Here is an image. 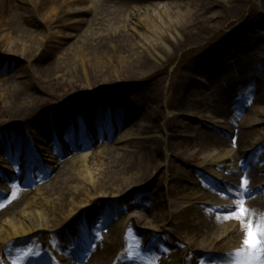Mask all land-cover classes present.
Segmentation results:
<instances>
[{
  "label": "rangeland",
  "instance_id": "1",
  "mask_svg": "<svg viewBox=\"0 0 264 264\" xmlns=\"http://www.w3.org/2000/svg\"><path fill=\"white\" fill-rule=\"evenodd\" d=\"M81 1L86 4L79 7ZM89 1L0 0V68H5L9 74L17 73L21 76L11 80L16 87L22 89V95L11 103L0 95V182H6L0 183V190L5 192V197L10 196L20 202L19 206L5 215L6 219H11L2 224V227L4 226L8 235L11 233V225L15 223L22 224L26 230L34 228L26 232L28 234L21 233L20 237L11 236L6 242L1 241L0 248L16 243L9 251L21 247L22 253L17 257L21 258L31 242L26 238H32L33 241L40 242V250L47 253V261L51 264H63L66 259L65 251L75 255L78 244H82L78 238L87 234L92 238L91 249L85 248L77 254L81 259L76 258L78 262L83 261L82 264L86 263V256L91 251H96L94 256L102 264H113L124 254L121 253L123 245L129 247V250H139V261L146 263L157 261L161 257L162 264H188L187 252L206 253L205 249L224 253L228 250V241L212 236L206 225L190 236L187 235L189 232L184 233L177 226L171 225L173 221L178 224L182 217L179 211L187 209L184 206L178 211H170V205L194 203L195 211H199L200 205L197 203L203 201L198 190L199 182H204L207 178L210 183L215 184L217 165L222 166L223 174L227 175V172H231L229 166H232V162L239 164V160L245 159L246 155L251 154L248 160L250 173L264 180V0H240L238 4H233L230 0H145L151 6L149 10L133 0H105L115 6L112 11L117 8L119 13V17L110 22L109 17H114L117 13L113 12L114 16L105 15L109 8H103L101 15L93 20L95 12ZM125 5H133L134 8ZM86 6L87 11L83 9ZM168 6L175 7L177 11L190 9L197 13L204 10L212 20L215 31L202 40H191L187 35L184 38L176 36L183 42V47H176L174 51L171 45L164 46L159 42L157 49L161 47L168 54L158 53L153 49L151 56L150 50L146 49L150 56H143L145 63L140 64L132 76L127 75L117 54L129 50L126 37L129 29L135 34V28H140L143 34L158 40L157 33L146 28L145 11L156 15ZM251 6H255V10L250 11ZM72 9H76V12L66 14ZM158 16L156 18L159 22ZM87 20L89 23H86ZM18 27L24 29L17 31ZM162 27L159 25L163 30ZM110 30L114 32L112 36ZM40 33H47L46 39H42ZM87 33L95 36L93 41L85 38ZM4 36L16 41L21 38L27 47L32 44H44V47L42 52L25 58L16 51H3L2 45L6 40ZM120 36L124 38L121 39ZM172 40L176 42L175 37ZM117 48L121 50L118 52ZM33 50L30 48L29 51ZM95 57L97 61H94ZM91 64L108 65L110 69L112 65H117L122 69L119 72L125 77L117 79L113 75L117 72H113L112 76L106 75L108 78L99 79L92 73L91 87L82 70L84 67L92 72ZM239 65L255 69L257 76L252 79V89L255 91L246 92L243 89L250 77H239L234 88H242L247 97L239 101L242 103L239 109L224 108L227 102L223 101L221 110L215 95L226 83L222 82L223 77L215 79V74L223 73L224 69H234L233 66L238 68ZM102 80L105 81L101 82ZM3 84L0 80V92ZM182 90L185 92L180 93ZM29 95L36 99L35 108L28 103ZM109 101L126 103L137 114L134 125L121 127L116 131L117 134L124 129L125 137L127 131L133 130L129 147L125 140L103 147L105 142L93 138L97 135L96 131L100 134L103 126L89 128L92 123L88 115L96 111L95 107L105 110L106 105L111 106ZM74 119L78 129L86 123L87 125L83 124L86 135L93 138L87 148L94 154L91 163L94 170L108 173L109 169L104 164L107 165L111 157L119 155L132 160V170L125 176V180L130 181L123 187L116 186L113 192L108 189L110 193L91 195L90 191H86L90 195L85 194L82 199L69 198L70 202L74 199L76 203H69L68 211L78 209L74 218L79 221L74 230L68 229L75 236V241L71 242L72 245H65L63 242H68L67 231L65 226H60L65 216L57 218L54 213L64 200L65 187L71 194V188H76L75 182L80 178L79 173L74 172L75 169L68 175L64 173L68 166L65 165L68 164L66 161L72 153L63 152V149L69 142V135L66 133L73 130ZM106 121L108 115L103 123ZM50 127L52 132L49 131ZM233 128L251 135L241 147L236 145L234 148ZM205 132L216 133L226 142L222 144L221 140H216L211 144L217 148L216 154H224L226 151H233V154L230 153L226 160L217 159L214 162L211 158H206L202 147ZM80 133L77 130V134ZM16 136L18 140L13 145L8 138ZM252 145H255L254 151ZM31 149L34 150L31 153L32 163L26 164L27 152L30 153ZM9 151L15 162L9 161V167L3 169V156ZM146 160H152L151 169L143 167L142 162ZM44 178L49 180L42 186L40 180ZM135 204L142 206V213H132L133 216L129 217L128 212ZM163 208L165 211L162 215H166L167 221L161 213L158 214ZM0 212L4 213L5 207H1ZM20 212L29 216L22 217ZM47 215L48 218L45 217ZM42 217L50 223L43 225ZM3 219L0 218V221ZM120 221L130 224L123 235L114 227ZM101 232H104L105 237H100V241L97 235ZM99 242L103 244L98 246ZM177 243L180 244L171 250L176 253L165 252L167 245ZM238 243L240 242L235 241L234 244ZM149 244L154 247L153 258L147 250ZM1 252L2 250L0 255ZM208 258H205V262ZM208 261L235 264L226 257ZM18 262L19 260H10L5 263Z\"/></svg>",
  "mask_w": 264,
  "mask_h": 264
},
{
  "label": "bare ground",
  "instance_id": "2",
  "mask_svg": "<svg viewBox=\"0 0 264 264\" xmlns=\"http://www.w3.org/2000/svg\"><path fill=\"white\" fill-rule=\"evenodd\" d=\"M126 2L129 0H125ZM134 2H137L139 4V6L144 7L146 10L151 9V6H148L147 3L145 2V0H133ZM155 2H157L156 0H154ZM231 2H234L233 4H238L240 2V0H230ZM86 3H81L79 5V7L81 5H84ZM89 4L91 6H93L94 12L95 14L93 15V20L97 19V16L101 15V13L104 11L103 8H109V10L105 13V15L108 16H114V13H117V8L112 11V4H108L107 1L105 0H90ZM89 5V6H90ZM126 7H130V8H134L133 5H125ZM88 6L83 7V9H85V11H87ZM102 8L101 10L99 8ZM232 10V8H230ZM262 9H264V6L262 4ZM111 10V11H110ZM255 10V6H251L250 11ZM204 10H202L201 12H197L195 13L192 12V10L187 9L186 11L184 10H179L177 11V9L175 7L172 6H168L162 13L160 14H149V12L145 11L146 15H145V25L146 28L148 30H152L155 34L157 33L158 35V40H153L148 34H143V31L140 28H135L136 32L135 34L133 33L132 29H129V35L127 33V40H128V48L129 50H125L119 54H117L119 60L122 62V66L123 69H125L126 74L131 75L134 70L136 68H138L140 66V64L145 63L143 61V56H150L148 55L146 52L147 50H150L149 53L151 54V56H153V54L151 53L153 51V49L158 52V53H163L165 55L168 54V52L159 47L157 49V45L160 42V45H166L169 44L171 45L173 51L175 50L176 47L182 48L183 47V42L181 41V39L176 38V36H179L181 38H184L185 35L188 36L189 39H194L197 38L199 40H202L204 38H208L209 35H211L215 29L214 26H212V20L209 19L207 17V12H203ZM205 11H207L205 9ZM55 10L53 11V13L55 14ZM76 12V9H72L70 12H66V14H72ZM59 13V12H58ZM164 14V15H163ZM157 15L158 18L160 19V21H157ZM117 17H119V13H117L114 17H109V22L113 21L114 19H116ZM158 19V20H159ZM83 22V21H80ZM86 23H89V20L86 21ZM163 26V30L159 28V25ZM23 28V27H20ZM19 27L16 28L17 31L21 30ZM24 29V28H23ZM22 29V30H23ZM111 31V30H110ZM44 32V31H43ZM112 32V31H111ZM167 33V35H166ZM114 34V32L111 33V36ZM133 34V35H132ZM40 35H42V39H46L47 37V33H40ZM171 35V36H170ZM121 39L124 38L123 36H120ZM176 39V42H174L172 39ZM3 38H6L5 36ZM85 38H91V40L93 41L95 38L94 35H89V33H87V35H85ZM113 38V37H112ZM172 38V39H171ZM117 40V38H115ZM90 39H88L89 41ZM136 41H138V43H135ZM5 44L2 45V49L3 51H11L14 52L16 51L17 54H21V56H25V58H29V56H35L37 52H42V48L44 47V44H32L30 47H27L26 42L24 43L21 38H19V40H14L13 38L9 37L6 38V40L4 39ZM40 43V41H39ZM149 45L150 47L148 48ZM30 48L33 50L29 51ZM121 49L117 48V51L119 52ZM158 50V51H157ZM15 53V54H16ZM22 56V57H23ZM81 56H83V54H81ZM80 57V55H79ZM143 58V59H142ZM113 59V58H112ZM70 60V59H69ZM98 60V59H97ZM96 57L94 58V61H97ZM72 61V60H71ZM101 62V61H99ZM233 63H235L234 59H233ZM91 68H92V72L89 71L88 68L84 69V67L82 68L83 72H84V76L87 78L88 81H92V78H90V76L93 73V76H96V78L98 77L99 79L104 78H108V76L106 75H110L112 76L113 72H117L113 75H115V77L117 79H121L122 77H125L123 73H120L119 71L122 70L120 67H117V65H115V67L112 65L111 69L108 67V65H103V64H95L94 66H92L91 64ZM90 68V69H91ZM3 70L0 71V80L2 82H4L3 84V90L0 92L1 96L6 97L7 100H9V102L11 103V101H15L19 96L22 95V89L20 90L19 87H16L13 84V80L11 79H19L21 78V76H19L17 73H14L12 75L9 74V72L5 69L2 68ZM113 70V71H112ZM234 70V69H233ZM236 71V72H235ZM234 71V77L235 78H239L238 75H242L243 73L239 72L237 69V66L235 68ZM19 72V71H18ZM78 72V71H77ZM220 72V71H219ZM251 75H253L252 73H250ZM126 75V76H127ZM244 75V74H243ZM132 76V75H131ZM217 77H223L224 79L226 77H228V74L224 71L223 73L220 74H215V79ZM88 82V84L92 87L93 86V82ZM105 80H102L101 82H104ZM232 85V84H231ZM233 86V85H232ZM231 86V89H232ZM251 86V85H248ZM224 87H222L221 89H219L220 91H224ZM249 89V88H248ZM250 91V89H249ZM181 92H185V91H180ZM241 90H231L229 93V96L227 97H223V99H225L226 101H236V99H239L243 96V93H241ZM24 95V94H23ZM217 95H221L220 92H216V96ZM29 104H31V106H33L34 108L37 106V102L36 99L33 98L32 96L29 95ZM124 98H122L123 100ZM223 99H218L219 105L224 101ZM111 103V107L109 108V112L108 115H116L117 119L122 118L123 112L126 109L127 114L125 115V119H128L130 121L132 120H136L135 119V115L132 111V108H130L129 106L126 107V103H121L120 101H109ZM127 102V101H126ZM96 109L98 107H95ZM220 108V107H219ZM27 109V107H26ZM30 109V108H29ZM100 111H96L95 113V117H94V122L96 123L98 117L100 116V113H98ZM94 113V112H93ZM93 113H90L89 115H93ZM136 122V121H135ZM46 124V122H45ZM101 126V124H100ZM133 130L127 131V135L124 137L125 133L121 134L120 137L117 139V141L121 140H125L127 147H129L130 142H129V138H132ZM108 135L110 136V134L108 133ZM81 136V135H80ZM21 138V137H20ZM85 138V136L83 137V139ZM97 138V137H96ZM100 138V137H99ZM251 138V135L249 134H245L244 132L240 131L236 134L235 136V143H238V146L241 147L242 145L245 144V142ZM74 139V138H73ZM105 139V138H104ZM217 139L221 140L220 138H218L216 135H213V133H206L204 138H203V144H204V155L206 156V158H211L212 161H215L217 159H222V158H226L228 155H230V152H225L224 154H216L217 152V148L216 147H212L211 144L212 142H215ZM18 140V136H16L15 138H8V141L10 143L14 144V141ZM76 140L72 143V147H76V151L73 152L72 156L70 157L69 160L66 161L65 165H68L65 170L64 173L66 175L70 174L74 169V172L77 171L80 176L79 179L76 180V188H71V194H69V190L68 188L65 187V189L63 191L66 192L64 200L60 203V205L58 206L59 210L56 212L59 215H57L56 213H54V216H65V219L63 222L60 223V226H65L64 229L65 231L68 229H73L74 230V226L78 224V221L75 220V214L78 213V209L73 208L72 210L68 211L69 208V203L71 205L74 204L75 200H79L82 199L83 195H87L88 193L86 191H90L91 195H98V194H106V193H110L108 191V189L114 190V188L116 186L121 185L123 187V185L126 182H129L130 180H125V176L128 175L131 170H132V160H129V158H125V156L123 155H119L118 157H111L110 160L108 161L107 165L106 163L104 164L105 167L107 166V169H109V172L104 174V173H99L100 171L94 170L91 167V163L94 159V156L89 152L90 148H87L85 150H82L84 147L83 144L80 145H75L76 144ZM222 141V140H221ZM198 144V142H197ZM222 144H226V142L222 141ZM249 144V143H248ZM109 145V142H105V146ZM195 145V144H193ZM253 146V145H252ZM251 146V147H252ZM132 147V146H131ZM254 148V146H253ZM32 153V151H31ZM31 157V156H29ZM6 162V161H5ZM151 163L152 160L150 162H148V160L142 162V165L145 169L149 168L151 169ZM7 165H4L2 168H8L9 167V163L6 162ZM246 161H242L241 162V167H246ZM76 169H80V170H76ZM183 174H185V171H182ZM99 174V175H97ZM214 176L216 178H220L222 180H226L228 181V184L232 185L234 187V189H236L237 187H239L241 185L240 182L235 181V179H230V177L226 176L224 177V175L216 170L214 173ZM244 177L247 178L248 183L247 186H249L251 189L250 192L252 193V198L250 200H246L247 205L255 210L257 213H262V211H264V196L261 193V190L255 186V182L257 181V176L254 174H251L250 172L245 173ZM137 182L138 179L136 180ZM2 184H4V182H0ZM42 186H45V183L42 184ZM181 188V186H180ZM200 189L199 193L201 196H203V201H205V203L208 206H212L213 204H217L218 203V198L220 196L219 190L222 188H219L217 185H212L211 188H208L206 184L204 185H200ZM62 191V192H63ZM203 193V194H202ZM229 193H231L230 195H235L233 192H231V190H229ZM88 194V195H90ZM67 195V196H66ZM257 195V197H256ZM72 197L74 198L71 202L69 200V198ZM237 197H239L240 199H243L244 197L237 195ZM3 200V201H1ZM86 202V201H84ZM83 202V203H84ZM20 202H18L17 200L13 199V198H8L6 200L2 199V195L0 194V206H5V214H1L0 213V218H5V215L10 212L12 210V208L14 209L16 206H19ZM76 203V202H75ZM82 203V204H83ZM227 203H229V206L226 208H230V204L235 203L236 201H232L229 200V202L227 201ZM172 204V201L171 203ZM187 204V202H181V203H175L170 205V211L171 210H175L178 211L180 208H183L185 205ZM223 205H221V207H223ZM73 207V206H72ZM138 207H141L140 205H138ZM220 207V206H219ZM220 207V208H221ZM219 209V208H217ZM136 209H133V211H135ZM192 209L189 210H181L179 211V215L182 216L180 217V221L178 224L175 223V221L171 222V225H175L177 226L178 229H181L184 231V233H187V235H192L194 233H197L198 229V224H195V220H197L198 218H195L192 215ZM220 210V209H219ZM165 211V208L161 209L159 213H161V216L164 218L165 221H167V218H165V214L162 212ZM208 214V215H207ZM20 215L22 217L27 218V213L25 212H20ZM201 224L203 225H207V226H218L217 229H214V233H212V236L217 237V239H220L222 236H226L227 235V239H229L228 244H227V248H229V252L226 254H229V257L234 256V253H236L239 249L242 248V239H243V233L240 231V226L239 224L235 221V220H226L225 217H218L215 215L212 216L211 213H207L204 212L201 214ZM207 215V216H206ZM45 217H49V215L45 216ZM131 217V215L129 216ZM176 216H173V218H175ZM41 218V217H40ZM218 218V219H217ZM11 219V217H8L7 219H3L0 221V242H6V240L9 239V237L11 236H22L21 233H26L28 231H31L32 229L34 230L33 227L29 228L28 230H26L27 228H23L22 224H14L11 225L12 229H11V233L8 235L6 234V230L3 229L2 224H4L5 222H9V220ZM257 221L259 220V217H256ZM45 218L42 217L41 219V223L43 225L45 224H49L50 222H46L44 221ZM74 220V221H73ZM61 221V220H60ZM76 221V222H75ZM218 221V222H217ZM2 222V223H1ZM163 222V221H162ZM221 222V223H220ZM124 222L120 221V223H118V225H114V227H116V229H118L119 233L121 234L124 230V226L123 225ZM55 227V226H53ZM112 227V226H111ZM42 228H45V226H42ZM199 228L201 229L202 227L199 225ZM31 229V230H30ZM70 231V230H69ZM28 234V233H26ZM25 235V234H24ZM215 239V238H213ZM241 240L240 244L238 247L235 248L236 244L235 241L237 240ZM180 243L177 244H171V245H167V251L169 250L168 253H176V251H171L174 250V248L179 245ZM14 245V244H13ZM35 247V244H33L31 246V248ZM152 247L148 246V249H151ZM233 248V249H232ZM235 248V249H234ZM1 249V248H0ZM206 252V254H210L211 256H207L203 253H193V252H187L186 249L184 250V253H189V262L188 264H204L205 262H203L202 258L205 260L204 257H209L206 260H211L212 258L214 259H220V256H217L220 253V251H208V249L204 250ZM128 256H130L131 261H133V264H137L134 263V258L132 256L131 252L127 253ZM124 258V257H123ZM156 262V261H154ZM207 264H209L208 262H206ZM27 264V263H26ZM32 264H38V263H32ZM87 264H102V262L98 259V258H94L93 260H90L89 263ZM106 264V263H105ZM120 264H123V262H121ZM140 264V263H138ZM212 264H218V262L214 261Z\"/></svg>",
  "mask_w": 264,
  "mask_h": 264
},
{
  "label": "snow or ice",
  "instance_id": "3",
  "mask_svg": "<svg viewBox=\"0 0 264 264\" xmlns=\"http://www.w3.org/2000/svg\"><path fill=\"white\" fill-rule=\"evenodd\" d=\"M241 180L235 191L244 198L233 197L237 199L236 205L224 210L225 219L235 220L243 233L242 248L234 253L238 258L236 264H264V213H257L247 205L246 200L252 198V193L246 187L247 178L241 177Z\"/></svg>",
  "mask_w": 264,
  "mask_h": 264
}]
</instances>
